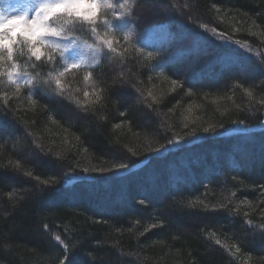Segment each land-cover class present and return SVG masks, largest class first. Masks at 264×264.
I'll use <instances>...</instances> for the list:
<instances>
[{"label":"trees","instance_id":"16d2710c","mask_svg":"<svg viewBox=\"0 0 264 264\" xmlns=\"http://www.w3.org/2000/svg\"><path fill=\"white\" fill-rule=\"evenodd\" d=\"M162 2L164 6L151 7L139 0L131 21L133 43L145 51H159L162 67L152 70L139 68L136 59L123 64L105 59L95 79L98 88L108 91L94 111L42 95L31 86L23 84L17 91L15 85L0 82V264H57L61 249L52 233L69 243L72 264H264L259 227L264 224V129L252 130L264 122V107L255 103L264 98V0ZM185 2L189 10L171 7ZM253 20L261 26L254 29L257 36L246 31ZM198 22L246 41L253 53L226 47L199 29ZM73 34L93 41L79 30ZM150 34L160 37L142 45ZM118 39L123 42V33ZM196 40L206 48L198 58ZM16 59L33 76L49 71L44 62L33 60L36 66L31 67L26 56L17 54ZM161 71L182 87L152 108L138 103L139 93L130 86L137 80L145 95L154 84L157 91L171 87L157 76ZM122 72L128 83L113 85ZM84 75L81 71L64 78L71 89H80L75 95L82 101L85 90L93 91ZM237 82L242 88L234 87ZM243 88L253 90V100ZM30 94L35 108L28 102ZM115 124L122 127L115 129ZM209 125L214 130L205 133ZM193 131L195 135H188ZM48 149L62 153V158L46 154ZM9 161H19L20 169ZM119 163L128 167L103 175L83 171ZM26 171L57 183L40 191ZM197 200L226 207H181ZM169 205L173 207L164 227L139 235ZM233 245L241 250L235 255L230 254L235 252Z\"/></svg>","mask_w":264,"mask_h":264},{"label":"snow or ice","instance_id":"6c2138e0","mask_svg":"<svg viewBox=\"0 0 264 264\" xmlns=\"http://www.w3.org/2000/svg\"><path fill=\"white\" fill-rule=\"evenodd\" d=\"M138 2L139 0H118V2H114V0H38L31 14L25 11L17 15L9 16L0 12V75H6L8 81L16 86L17 91H19L22 83L27 84L35 89L37 93L49 97L53 95L61 97L64 100L75 103L78 108H81L85 112L89 110L94 111L95 109L93 106H101V102L105 100V93L108 91L107 88H98L95 79V70L102 65L105 59L109 61L119 60L121 64L129 59H136L139 68L149 67L152 70L162 67L159 62V51H145L144 48L137 47L136 44L133 43L135 32L131 21L134 8ZM171 7L177 11L183 12V10H189L191 5L187 2L182 5L174 3ZM216 11L219 13L220 9L217 8ZM109 14L111 15V19L108 18ZM187 18L193 20L191 15ZM197 26L199 29L203 30V32L208 33L214 38L230 41L243 48L246 52L253 53V49L246 41L233 40L231 36L218 31L216 27H210L207 23L198 22ZM260 27L261 26L256 24V21L253 20L252 24L248 25L246 31L251 36H257L258 32L254 31V29ZM122 28L123 42L118 39V34H120ZM75 30L90 34L93 38V43H87V41H85L83 44L84 47L91 50L92 56L90 62L83 56L76 58L68 55L71 49L81 46L77 38L70 39L71 33ZM240 30L239 28L235 29V31ZM196 35L197 37L200 36L199 33ZM61 40L68 42L60 43ZM262 43H264V41H262ZM194 44L196 50V56L194 58H198L199 54L205 51L206 48H201L199 46V40L194 41ZM56 53H58L60 61H62V69L56 66ZM17 54L27 57L25 62L27 66L35 67V64H31L33 60L36 62H44L49 67L47 75L41 76L40 73H36L35 76H29L27 71L22 69V66L15 63ZM254 55L259 56L260 54L254 53ZM260 59L261 64H264V56H261ZM154 61L156 62L155 64L152 63ZM5 65H9L10 70L5 72ZM81 71L85 73L83 76L84 82L86 84L90 83L93 89L91 93L87 90L83 92V101L75 95L80 89L73 90L64 81L66 75H75L77 72ZM133 75H135V73H133ZM157 76L162 77L163 81L169 82L171 87L166 91L162 89L157 91V86L154 84L152 88L146 90L147 94L145 95V90L137 87V85L142 82L137 80L136 83L130 86L139 93L138 103L143 102L149 108H152L153 105L161 104L167 94L182 87L179 80L165 75L163 71L158 72ZM152 79V76H149V80L151 81ZM116 83H120L121 85L128 83L123 72L119 80L113 81V85ZM260 86H264V80L260 81ZM234 87L242 88V85L237 82ZM243 91L249 100H253L254 93L251 88H243ZM187 94L191 95V93ZM4 99L5 107H7V94H5ZM27 99L30 106L35 108L36 100L34 94H30ZM229 99H231V97H229ZM255 103L264 107V98L256 100ZM226 111L227 110H225V112ZM225 112H221V115H224ZM120 115L124 116L125 113L121 112ZM101 119H103V117H101ZM52 123H56V121L52 120ZM113 127L119 129L122 127V124H115ZM169 127L171 126L169 125ZM183 127L187 128L188 125L184 124ZM213 130L214 126L212 125L203 128L205 133ZM188 135H195V132H189ZM76 139L79 140V137ZM33 143H36L38 148L43 149V145L39 141L34 140ZM64 143H67V140H65ZM167 143L172 144L173 140H168ZM151 151L159 152L160 149L152 148ZM128 152L132 156L136 155V152L132 151V149H128ZM46 154L53 155L57 160L62 158V153L52 152V149H48ZM9 164H12V167L17 170L21 167L19 161H16L14 164L12 161H9ZM127 167V163H119L110 168L101 167L97 169L96 167H85L83 171L85 173L98 172L103 175L106 173H114L126 169ZM24 175L37 180V188L40 191L52 187L57 183L53 178L45 180L33 176L31 171L24 172ZM232 195L234 196L235 193H232ZM139 203L145 205L144 200L139 201ZM243 203L248 204L247 201ZM200 206H202L203 211H215L217 207H226V205L223 204L219 206L212 205L210 207L202 200L189 201L186 205H181V207H187L189 209H196ZM248 206L251 207L250 204H248ZM171 207H173V205H169L167 208L162 209L160 218H158L155 223L148 224L144 232L139 233V235L142 236L144 233L155 228H163L165 217ZM245 215L248 214L245 213ZM247 222L249 224L251 223V221ZM43 227L45 231L48 230L47 224H44ZM259 227L262 234L261 238L264 239V224H261ZM129 231H131V229H129ZM211 237L215 238V233H212ZM52 240L55 241L61 249L60 256L57 258V264H72V260L68 254L69 243L57 233H52ZM215 243L221 245V247H225V245L221 244L219 239H215ZM233 248H235L234 253L229 250L232 255L241 251L240 248L235 247V245H233Z\"/></svg>","mask_w":264,"mask_h":264},{"label":"rangeland","instance_id":"374dc122","mask_svg":"<svg viewBox=\"0 0 264 264\" xmlns=\"http://www.w3.org/2000/svg\"><path fill=\"white\" fill-rule=\"evenodd\" d=\"M143 1L146 2L147 6H151V7L164 6V3L162 2V0H143ZM37 2H38V0H0V12H2L5 15H9V16L10 15H17V14H20V13L25 12V11H27L29 14H31L32 9L35 7ZM114 2H118V0H114ZM152 9H154V8H152ZM108 18L111 19V15L110 14H109ZM124 27H126V26H124ZM120 33H123V28H122ZM151 35L152 34H150L144 40L141 41L142 45L145 46L146 44L149 43L150 40H153L154 38H155L154 40H158V37H160V35H159V36H155V37L152 38V37H150ZM209 36L212 37L211 35H209ZM72 38H77L78 39V43L81 46H78V47H75V48L71 49L68 55H70L72 57H76V58H79L80 56H83V57H85V59L87 61L90 62L91 56H92L91 50H89L86 47H84L83 44H84L85 41H87V43H93V41L91 42V41L82 39L79 36L71 33L70 39H72ZM212 38L215 39L216 41H220L221 44L225 45L228 48L231 47L233 49H237L239 51H242V52L246 53V51L243 48L239 47L238 45H236V44H234V43H232L230 41H225V40H221V39L214 38V37H212ZM67 42L68 41H63V40L60 41V43H67ZM199 44L203 45L204 43L202 41H199ZM55 55H57L58 58H59L58 53H56ZM19 57H21V56H19ZM59 61H60V58H59ZM15 63H17L18 65L22 66V69L26 70L29 76H33L32 72L30 70L28 71L27 67L24 64H22L20 59H16ZM60 65L62 66V61H60ZM8 70H10V66L9 65H5V72L8 71ZM239 71H241V70H239ZM242 73L243 72L241 71L240 74H242ZM0 82L3 83V84L10 83L8 81L6 75H0ZM10 84H12V83H10ZM21 85H23V83ZM24 85L30 87L27 84H24ZM259 129H264V122L260 126L253 127L252 130H259Z\"/></svg>","mask_w":264,"mask_h":264}]
</instances>
